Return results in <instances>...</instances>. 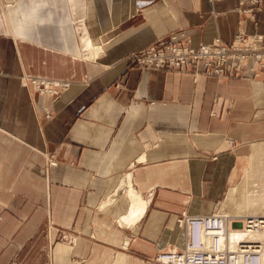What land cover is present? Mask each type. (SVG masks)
Here are the masks:
<instances>
[{
    "label": "crops",
    "instance_id": "0c3cea01",
    "mask_svg": "<svg viewBox=\"0 0 264 264\" xmlns=\"http://www.w3.org/2000/svg\"><path fill=\"white\" fill-rule=\"evenodd\" d=\"M80 1L83 35L79 0H0V264H146L183 247L182 212L264 215V64L217 79L125 61L175 31L264 43V0Z\"/></svg>",
    "mask_w": 264,
    "mask_h": 264
},
{
    "label": "built area",
    "instance_id": "2783aa9c",
    "mask_svg": "<svg viewBox=\"0 0 264 264\" xmlns=\"http://www.w3.org/2000/svg\"><path fill=\"white\" fill-rule=\"evenodd\" d=\"M260 1L248 2L257 5ZM79 42L83 46L81 37ZM84 47L82 57L86 53ZM125 61L140 69H174L194 77L223 79L238 75L246 61L252 63L256 72L264 62V43L257 35L239 31L229 41L215 38L209 43L191 45L184 31H175L143 50L127 54ZM24 80L40 94L57 95L69 85L67 80L52 77L28 75ZM177 226L186 230L183 247L160 251L146 264H264V215L182 212Z\"/></svg>",
    "mask_w": 264,
    "mask_h": 264
},
{
    "label": "rangeland",
    "instance_id": "374dc122",
    "mask_svg": "<svg viewBox=\"0 0 264 264\" xmlns=\"http://www.w3.org/2000/svg\"><path fill=\"white\" fill-rule=\"evenodd\" d=\"M248 1H250V0H248ZM81 2L82 1H80L79 0V2H78V4L76 3V5H74V6H72L71 7V9H72V12H73V14H74V17L78 20H76V26H77V30H78V33L80 34H82L83 35V28H84V25H86V22H85V10H81L80 9V6H81ZM242 2L241 3H239V9L237 8L238 7V5L236 6V9L238 10V11H241V9L243 8V6H242ZM249 7H247V8H243V10H245L246 11V9H248V8H251L252 10H253V8H254V5H252V4H250V2H249ZM84 7V6H83ZM246 12H252V11H246ZM82 27H81V26ZM87 31H88V29H87ZM81 35V36H82ZM80 36V37H81ZM234 36V35H233ZM220 39L219 37H216V39ZM232 39V38H231ZM230 39V40H231ZM220 40H222V39H220ZM85 42V44L87 43L86 41H84ZM94 56H96V53H95V55ZM264 64V63H263ZM262 64V65H263ZM184 73V72H183ZM26 76H28V75H26ZM26 76H23L22 77V79H24V77H26ZM31 76H40V75H31ZM41 77H47V76H41ZM232 77H234V76H232ZM228 78H231V77H228ZM59 79V78H58ZM223 79H226V78H223ZM26 81V80H25ZM24 81V82H25ZM42 94V93H41ZM45 94V93H44ZM47 94V93H46ZM50 95V94H49ZM53 96H56V95H53ZM46 117H51V113L48 111V110H46ZM51 161V158L49 159V162ZM248 168H251V167H248ZM248 168H246L245 170H248ZM259 182L262 184V185H264V180H259ZM244 197V196H243ZM245 200H246V198L244 197V203H245ZM250 200L251 201H253V200H255V197H250ZM257 204H259V205H264V192H263V195H262V201L261 202H259V203H257ZM250 212L249 213H227V214H237V215H245V216H247V214L248 215H255L256 214V212L253 210V209H250L249 210ZM256 215H262V214H256ZM60 239H62V240H64V241H74V239H73V237H66V236H64V235H61L60 236ZM127 244H128V241H127ZM80 260H83V258H77V259H74V261L75 262H77V261H80ZM9 264H14V262H10Z\"/></svg>",
    "mask_w": 264,
    "mask_h": 264
},
{
    "label": "bare ground",
    "instance_id": "6f19581e",
    "mask_svg": "<svg viewBox=\"0 0 264 264\" xmlns=\"http://www.w3.org/2000/svg\"><path fill=\"white\" fill-rule=\"evenodd\" d=\"M80 26H81V25H80ZM81 27H82V26H81ZM83 40L87 42V43L85 44V46H87V47H85L86 53H85V56H84L85 59H87V58L91 57V50L89 49V47H91V46H93V45H91V44L89 43L87 37L84 36ZM90 59H93V58H90ZM21 81H22V80H21ZM24 81H25V80H24ZM63 91H64V90H63ZM45 94H46V93H45ZM59 94H60V93H59ZM140 204H141V203L139 202L138 199L134 198V199L132 200V207H133L135 210L133 209L132 212L128 215V218L131 220V222H134V221L136 220L137 216L139 217V215L141 214L140 212L137 211V208L140 207V206H139ZM136 213H138V214H136ZM226 214H227V213H226ZM247 215H248V214H247ZM125 246H126V245H125ZM175 249H177V248H175Z\"/></svg>",
    "mask_w": 264,
    "mask_h": 264
}]
</instances>
